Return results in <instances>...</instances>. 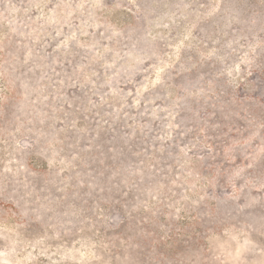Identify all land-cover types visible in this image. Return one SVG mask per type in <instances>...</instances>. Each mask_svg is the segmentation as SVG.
Instances as JSON below:
<instances>
[{
	"label": "rangeland",
	"instance_id": "rangeland-1",
	"mask_svg": "<svg viewBox=\"0 0 264 264\" xmlns=\"http://www.w3.org/2000/svg\"><path fill=\"white\" fill-rule=\"evenodd\" d=\"M0 264H264V0H0Z\"/></svg>",
	"mask_w": 264,
	"mask_h": 264
}]
</instances>
